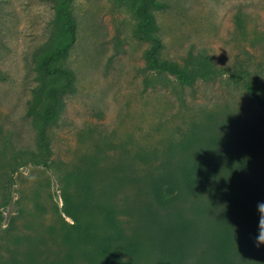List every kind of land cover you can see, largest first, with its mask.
Here are the masks:
<instances>
[{
    "label": "rangeland",
    "instance_id": "374dc122",
    "mask_svg": "<svg viewBox=\"0 0 264 264\" xmlns=\"http://www.w3.org/2000/svg\"><path fill=\"white\" fill-rule=\"evenodd\" d=\"M159 1L165 6L153 14L163 44L160 57L183 64L190 52L201 53L219 73L183 86L172 75L147 72L143 51L149 44L134 35L130 1L73 0L77 39L66 64L75 74V91L65 96L50 129L52 156L44 168L24 165L21 152L37 148L28 107L37 61L50 47L53 2L0 0V264H22L34 254L76 259L75 250L61 247L76 239L64 235L72 220L63 212L76 176L96 164L105 186L108 170L117 167L129 182L118 186L112 201L119 208L136 207L144 199L146 173L169 160V145L175 151L193 125L213 122L220 128L203 130L202 148L220 130L246 135L254 171L264 184V105L250 98L241 79L235 80L247 70L264 98V0ZM231 144L222 145L229 154L220 160L233 167L237 157ZM230 170L225 179L237 185ZM233 191L252 189L238 185L220 194L227 201ZM249 218L246 226L241 221L244 242L232 239V251L226 256L222 251L218 264H264L251 254L256 210L251 208ZM123 221L127 227L133 220L123 216Z\"/></svg>",
    "mask_w": 264,
    "mask_h": 264
},
{
    "label": "trees",
    "instance_id": "16d2710c",
    "mask_svg": "<svg viewBox=\"0 0 264 264\" xmlns=\"http://www.w3.org/2000/svg\"><path fill=\"white\" fill-rule=\"evenodd\" d=\"M128 1L136 16L134 35L149 44L143 51L145 71L172 75L183 86H191L197 79L209 80L219 73L210 69L208 56L201 53L190 52L183 64L161 58L163 44L153 10L161 9L165 4L159 0ZM52 2L55 15L50 30V47L37 61L36 84L28 107V115L37 131V148L21 152V158H26L24 165L44 168L50 166L52 156L50 129L61 116L65 96L75 91V74L66 64L77 39L73 0ZM238 79L243 81L250 98L256 104L264 105V98L255 89L249 72L240 70L235 76V80ZM214 126L218 125L213 122L193 125L183 133L175 151L169 145V160L149 170L142 180L144 199L139 200L136 207L119 208L112 201L118 186L125 180L129 182L128 177L117 173V167L108 170L110 178L105 186L96 164L84 169L75 178L74 194L64 197L66 207L63 212L72 220L64 235L76 239L71 244L63 243L61 247L75 250L76 259L56 261L37 255L38 258L34 254L24 263L218 264L222 251L225 256L232 251L235 245L232 239L244 242L241 221L244 220L246 226L251 221V208L256 210V204L264 201V184L254 171L249 157L252 143L246 135L220 130L221 135L207 139L202 148L200 136L203 130ZM231 142L237 157L233 167L220 160L229 154V147L222 145ZM198 150L201 151L194 158L187 159L188 153ZM229 167L235 176L232 181L237 179V185H230L225 179L224 173L232 172ZM219 172L223 178L219 177ZM238 185L242 188L250 186L252 191H233L227 201L220 194V191ZM122 215L133 220L131 226H125ZM2 222L3 212L0 210V228ZM251 250V254L263 259L264 263V247L257 249L253 242Z\"/></svg>",
    "mask_w": 264,
    "mask_h": 264
},
{
    "label": "clouds",
    "instance_id": "9594fccd",
    "mask_svg": "<svg viewBox=\"0 0 264 264\" xmlns=\"http://www.w3.org/2000/svg\"><path fill=\"white\" fill-rule=\"evenodd\" d=\"M257 224L253 237L254 245L257 249L264 247V201L256 204Z\"/></svg>",
    "mask_w": 264,
    "mask_h": 264
}]
</instances>
